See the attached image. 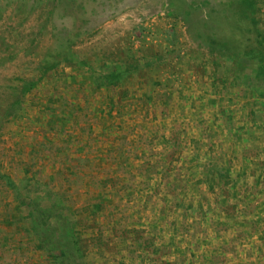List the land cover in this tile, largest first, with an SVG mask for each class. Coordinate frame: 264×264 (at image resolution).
I'll return each mask as SVG.
<instances>
[{"label":"rangeland","instance_id":"obj_1","mask_svg":"<svg viewBox=\"0 0 264 264\" xmlns=\"http://www.w3.org/2000/svg\"><path fill=\"white\" fill-rule=\"evenodd\" d=\"M186 1L0 0V264H54L16 190L65 207L89 264H264V83L205 37L238 0Z\"/></svg>","mask_w":264,"mask_h":264},{"label":"trees","instance_id":"obj_2","mask_svg":"<svg viewBox=\"0 0 264 264\" xmlns=\"http://www.w3.org/2000/svg\"><path fill=\"white\" fill-rule=\"evenodd\" d=\"M181 1L186 5L185 13L191 16V11H194L198 4L188 3L186 0ZM236 5L241 8L240 19H235L230 15L220 17L214 14V18H211L214 29L209 30V34L205 37L214 49L220 50L224 56L230 58L234 70L231 67L229 69L233 71V76L236 79L243 81L245 87L255 86L260 89V83H264V41L260 36L255 12L257 4L255 0H238ZM218 31H221V34ZM67 55L68 52L65 56ZM115 61L116 59L113 60V62ZM79 63L84 67L92 65L88 61ZM246 64L251 65L254 73L252 78H248V75L243 72ZM56 65L58 63L47 64L45 70L49 67L50 71ZM229 69H226L227 73H230ZM136 71L135 66L125 65L124 68H116L112 72H108L109 74H93V81L97 87L109 89L117 86L127 77H134ZM128 93L129 91L125 90L123 94L128 95ZM13 104L7 111V117H11L20 109L19 100ZM0 178H3L1 174ZM15 198L19 201L20 207L25 206L29 209L27 216L21 220L22 226L30 236L40 243V248L43 249L46 258L54 264H89L83 238L81 233L76 231L77 223L62 214L61 210H65V207L59 202L50 208L42 207V204L38 203L39 198L36 197L37 199L33 200L28 199L30 197L24 198L18 190H16ZM55 208H59L56 216H54ZM91 214L93 213L90 211V216Z\"/></svg>","mask_w":264,"mask_h":264},{"label":"crops","instance_id":"obj_3","mask_svg":"<svg viewBox=\"0 0 264 264\" xmlns=\"http://www.w3.org/2000/svg\"><path fill=\"white\" fill-rule=\"evenodd\" d=\"M243 157L245 158V157H248V156H245V155H244ZM148 174H151V172H150L149 170H145L144 175H148ZM151 175H152V174H151ZM151 175H150L149 177L146 178V180H145L146 184H145V185H150V186H152V184H153V182H152V178H153V176H151ZM155 181H156V180H155ZM136 185H139L141 188H144V187H145V185L142 187L143 184H141V183H139V184L136 183ZM198 203H199V201H196V202H195V204H198ZM179 205H180V204H179ZM194 216H195V215H194ZM195 219H197V218H195Z\"/></svg>","mask_w":264,"mask_h":264}]
</instances>
